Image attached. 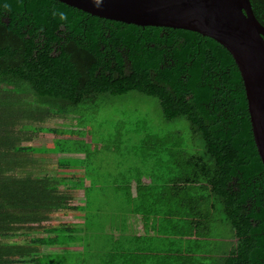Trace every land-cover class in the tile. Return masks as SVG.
Instances as JSON below:
<instances>
[{
  "label": "trees",
  "instance_id": "trees-1",
  "mask_svg": "<svg viewBox=\"0 0 264 264\" xmlns=\"http://www.w3.org/2000/svg\"><path fill=\"white\" fill-rule=\"evenodd\" d=\"M250 3L264 26V0ZM134 95L155 99L177 130L142 115L105 120L127 143L116 166L134 164L101 186L89 163L106 139H94L100 130L84 114ZM53 117L75 129L41 126ZM28 131L54 139L21 145ZM30 153L55 154L43 167L64 179L24 171L36 166ZM104 187L124 214L119 225L118 211L101 221L95 191ZM54 212L66 221L42 225ZM0 264H264V168L230 54L190 31L127 25L56 0H0Z\"/></svg>",
  "mask_w": 264,
  "mask_h": 264
},
{
  "label": "water",
  "instance_id": "water-1",
  "mask_svg": "<svg viewBox=\"0 0 264 264\" xmlns=\"http://www.w3.org/2000/svg\"><path fill=\"white\" fill-rule=\"evenodd\" d=\"M91 16L139 27L194 32L220 44L243 83L257 154L264 168V26L250 0H56Z\"/></svg>",
  "mask_w": 264,
  "mask_h": 264
},
{
  "label": "rangeland",
  "instance_id": "rangeland-1",
  "mask_svg": "<svg viewBox=\"0 0 264 264\" xmlns=\"http://www.w3.org/2000/svg\"><path fill=\"white\" fill-rule=\"evenodd\" d=\"M102 110L100 113H90L89 111L85 112V120L90 121L89 124H91V129L93 133L97 130H100L97 132L95 135L96 140H99L100 138L106 139L104 143H98L101 144V148L93 152L95 153L93 160L89 165L91 166L92 170L91 171V176L95 178V181H98V178L100 181H102L101 186H110V178H113L115 175L119 173L121 169H123L126 165L134 164V162H128L121 164L119 167L116 166L117 162L121 159V157H125L124 153L126 152V146L127 143H125L123 140L119 141L116 140L115 138L111 137L112 135H109L108 133L111 132L112 130H109V128L105 129L107 125H105V120H108L109 118L111 119V123H107L108 125L114 123L118 118L120 117H126L127 120L130 118L133 122L136 121V118H139L141 115L144 116L145 121L153 124L154 129L159 128L167 131L168 129L171 130H177L176 128L178 127L177 124L175 126H171L167 128V125L164 124L162 121L160 112H159V106L158 102L149 97H145L142 95H134V98L131 96H121L117 97L114 99H110V102L107 105H104L103 107L100 108ZM119 116V117H118ZM69 119V118H68ZM67 118L64 117H53V118H48L46 119L43 124L41 125L42 127L46 128H55V129H75V126L73 125H68L66 124L68 122ZM92 122V123H91ZM104 123V128L100 126V124ZM38 126V124H37ZM129 126V125H128ZM182 134H188V129L186 124H182L181 128H183ZM103 128V129H102ZM26 137H31V141H23L21 145H29V146H35V147H43L47 143L53 141L54 135L52 134H44V133H35L33 134L32 132L28 131L25 133ZM125 139V138H123ZM116 140V141H115ZM103 144V145H102ZM51 147V145L49 146ZM58 148V147H57ZM51 154V156H47L46 160L44 159L41 160L40 156L37 154H28L27 156L29 159L33 162V164H36L33 168H27L24 169V171H30L32 172L33 176H46V177H55V178H60L64 179L65 175L62 173H58L55 171L54 168L47 169L43 166L45 164H53L55 162L56 155ZM128 157H132L131 155ZM132 161V160H131ZM81 176V175H79ZM84 178V177H83ZM85 181H83L84 183ZM69 187L61 186L60 191L63 194H68L71 193L73 195L72 199V204H79L82 205L84 204V201L82 199H77L76 198V191L68 189ZM105 188V187H104ZM95 201L101 206H103V211L100 213L103 218L101 221H104V219H109L111 221V216H116V212L118 211V219L115 222V224H121L123 222L124 214L111 204V199L110 196V188H105L103 191H95ZM106 201L105 203H103ZM110 201V202H109ZM92 210L94 209V206H91ZM89 211V209H88ZM79 219V217H75L74 220ZM62 221H66L63 216H61L60 213L54 212L48 215V220L43 222V224H58ZM114 221V220H112ZM107 222V220H106ZM89 238V237H88ZM90 239L89 241H91ZM93 241V240H92Z\"/></svg>",
  "mask_w": 264,
  "mask_h": 264
},
{
  "label": "crops",
  "instance_id": "crops-1",
  "mask_svg": "<svg viewBox=\"0 0 264 264\" xmlns=\"http://www.w3.org/2000/svg\"><path fill=\"white\" fill-rule=\"evenodd\" d=\"M44 134H47V135H48L49 133H44ZM51 142H52V141H51ZM49 143H50V142H49ZM49 143H47V144H49ZM43 147H44V146H43ZM50 156H51V155H50ZM54 156H55V155H54Z\"/></svg>",
  "mask_w": 264,
  "mask_h": 264
}]
</instances>
